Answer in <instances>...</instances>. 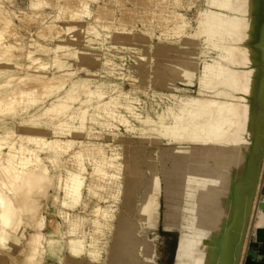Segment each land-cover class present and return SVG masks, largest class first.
Here are the masks:
<instances>
[{
	"label": "rangeland",
	"instance_id": "1",
	"mask_svg": "<svg viewBox=\"0 0 264 264\" xmlns=\"http://www.w3.org/2000/svg\"><path fill=\"white\" fill-rule=\"evenodd\" d=\"M36 1L39 0H0L3 9L1 18L10 21L7 33L15 35L14 38L7 33L3 36V42L11 45V69L17 78L26 79V83L19 84V87L36 86L41 92L39 103L29 110L8 116L0 114V130L4 123L20 132L31 129L32 133L45 135L49 140L59 137L64 145H69L68 141L74 140L72 146L61 156L64 174L61 172L59 175L46 159L51 173L55 175V184L46 198H41L43 204L37 222L38 230L45 235L46 246L40 252L42 255L39 254L37 260L33 259L36 264H110L111 258L119 250L118 230L125 225L138 226L139 232L135 238H140L143 245L146 244L149 228L138 213L145 204L147 192L151 190V172L145 163L132 166L133 155L139 154L144 147H157L159 152L162 194L157 232L163 241L159 242L161 262L223 264L230 262V250L238 258V247L241 246L242 254L247 249L246 245L250 246V233L256 211L259 203L264 202L261 185L264 176V0H234L235 11L229 10L230 13L221 8L219 0L214 5L209 0H90L88 4L86 0H40L43 2L42 6L31 8V3ZM242 7L246 10L242 26L231 30V33L227 32L228 34L225 31V36L217 32L209 39L219 49L230 52L231 57L242 64L238 68L242 84L251 86L258 97L238 92L234 96L232 94L234 99L230 97L233 103L230 98L224 100L225 104L233 108L228 113L231 120L225 125L226 133L213 143L216 151H220L222 155L217 154L215 158L211 151L207 155V164L203 167L208 172L215 169L217 164L223 163L230 166L233 162H238L243 164L244 171L252 165L258 166L259 184L256 188H259L255 192L252 212L247 218L245 238L234 243L228 250L229 254L226 252L222 258L212 250L214 243L210 244L202 228L192 224L195 205L207 193L204 191V176L194 170L181 178L174 175L167 177L163 173L164 168L173 172L178 162L187 163V160L178 158V141L170 145L167 142L156 144L147 141L144 137L150 134L141 131L145 125L135 115L156 117L165 110L171 112L170 107H173V112L185 110L184 115L190 120L188 103L193 102L192 110L199 113L204 107L196 104L214 99V89L211 86H200L203 60H212L213 57L220 61L225 59L216 51H208L206 44L193 36L199 21L205 18V9L218 11L228 19V15H239ZM178 14L180 17L176 18ZM181 17L186 21V38L196 42V59L191 60L188 52L183 50V42L178 41L177 24L182 20ZM28 50L33 51L34 56L40 60L35 61L36 63L31 62L33 59L29 61L30 58L26 57ZM2 62L5 61L1 60L0 65L5 66ZM5 79L4 76L3 80ZM46 82L47 86H57L58 89L42 88ZM85 82L89 83V87L85 86ZM90 89H100L104 95L91 103L82 129L73 132L67 131V128L55 130L53 127L61 124L56 115L49 119H36V128H30L32 116H39L54 101L72 93L75 95L70 105L72 111L87 107ZM122 93L125 94L124 100L131 101V110L120 105L114 107L118 115L115 118L106 114L103 117L96 115L97 102L100 101L103 105L111 97ZM212 108L207 107L206 110ZM176 114L174 117H177ZM208 117L207 114L194 123H200V128L203 126L208 129L204 125ZM126 119L135 129L127 127L124 122ZM176 121L177 118H174V123ZM152 132L149 133L153 135ZM199 140L197 144L201 147L206 139L201 137ZM186 143H183L184 147L193 146ZM99 148H104L109 155L120 153L119 161L127 164L117 184L111 185L112 188L107 190L102 189V197L91 194L86 186L91 180L99 179L92 174ZM238 148L239 160L236 158ZM81 152L87 168L85 186L82 188L80 201L67 204L64 202L62 188H58L59 180L64 178L67 170L78 168V154ZM47 154L42 152L43 157ZM228 170L226 168V174ZM108 171L112 172L111 169ZM131 171L133 174H130ZM234 172H238V168ZM232 178L233 175L230 176ZM97 206L109 208L112 214L101 230L95 226L94 210ZM74 223L78 224V228L72 232L70 225ZM21 228L19 242L0 248V258L5 264L28 263L27 243L35 229L28 222L22 224ZM71 238L83 240V250L77 255L70 247ZM93 243L98 247V257L90 252ZM142 252L145 257L146 250ZM237 258L230 264H235ZM30 262L33 263L32 259Z\"/></svg>",
	"mask_w": 264,
	"mask_h": 264
},
{
	"label": "bare ground",
	"instance_id": "2",
	"mask_svg": "<svg viewBox=\"0 0 264 264\" xmlns=\"http://www.w3.org/2000/svg\"><path fill=\"white\" fill-rule=\"evenodd\" d=\"M89 1L90 0H86L87 4ZM215 1L217 0H209V3L214 5ZM219 1H221V8L225 10L227 9L228 13H230L229 10L235 11L233 8L235 5L233 4L234 0ZM42 4L43 2L39 0L32 2L30 7L36 9L42 6ZM3 7L5 8V6ZM204 11L205 18L199 21L198 28L193 37H197L203 41L206 44L208 51H216L220 57L225 59L220 61L213 57L212 60H203V75L200 79V86L201 88H204L203 86H211L212 90L214 89V99H207L208 101H202L200 104L195 103L196 105L204 107L202 108L203 110L200 109L201 112L199 113L192 110L193 102L188 103L187 111L190 113V120L186 119L184 115L185 110H181L177 113V111H172L175 110L173 107H170L171 112L170 110H165L162 113H159L156 117L136 114L135 118L145 125L141 131L150 134H146L144 137L147 141L156 144L167 142L169 145L170 143L173 144L178 141L176 142L179 144L178 149L176 150L178 152V158L187 160V163L182 164L178 162V165H175V170L173 172H169L164 168L163 173L167 177L169 175H174L177 178H181L188 172L194 170H196L198 174L204 176V191L207 193L199 200L200 203L197 202L195 205L196 210L192 217V224L202 228L206 234V239H208V241L210 240V244L214 243L212 250L223 258L226 252L229 254L228 250L231 249L234 243L245 238L243 236L245 235L247 228V218L249 213L252 212V206L253 203H255V192L257 188H259L258 186L256 188V185L259 184L257 183L259 168L258 166L252 165L251 168H246L244 171L242 168L243 164L233 162L234 165L231 164L230 166L225 163L217 164L218 166H215V169L205 172L203 166L207 164V155L210 154L211 151H213L212 154L215 155V158H217V154L222 155L220 151H216L213 143L217 138H220L226 133L225 125L231 120L228 113H230L233 108L230 107L231 105L225 104L226 102L224 100H228L232 94L234 96V94L238 92H242V94L244 93L247 96H258H256L257 93L251 86L246 87L242 84L238 71V68L241 67L242 64L232 58L230 52L219 49L218 46L212 44L209 39V37L215 36L214 34L217 32L225 36L227 32L231 33V30H236V27L240 26L245 21L243 15H245L246 10L242 7L239 10L241 16L240 14L235 17L228 15V19H226V17L224 18L222 13L218 11H213L212 9H205ZM1 13H3V9L0 6V14ZM175 17L179 18L180 14ZM9 25L10 21L8 19L4 20L0 15V64L1 60L5 61L2 62V64L5 63V66L0 65V114L5 116L29 110L31 107L39 103L41 95L40 90L36 86L25 88H21L22 86L19 87V84L26 83V79L17 78L13 73V70L11 69L13 61L9 55L11 52V45H6L3 42V36L7 33ZM177 25L178 41L180 43L183 42V50L188 52L191 60L196 59V42L190 38H186L184 31L186 21L184 18H182L181 21H178ZM225 31L226 33H224ZM7 34L9 35V33ZM43 34L45 33L43 32ZM12 36L14 38L15 35ZM6 37L8 38V36ZM36 44L34 43V45ZM26 53V57H28V59L30 58L29 61L33 59L31 62L36 63L35 61L40 60L38 57L34 56V52L31 50H28ZM246 60L248 59L246 58ZM28 66L30 67V65ZM4 76L6 77L5 80H3ZM44 84L42 85V88L50 87L52 89L53 87L52 90L58 89L57 86H47V82ZM84 84L86 87H89V83L85 82ZM89 94V105L76 111H72V107L70 106L71 101L75 98L73 93L67 97L54 101L51 106L46 108L39 116H32V119L29 121L30 128H36V125L38 124L36 119H49L51 116L56 115L61 124H57V126L53 127L55 130L59 128H67V131L73 132L82 129L85 125V119L91 103L96 100V98L97 100H100L104 95L100 89H90ZM123 95L125 94L122 93L121 95L111 97V100L103 105L100 101L97 102L96 115L103 117L106 114L115 118L118 115L114 107L120 105H124L126 109L131 110V101L129 99L124 100ZM233 99H231V102ZM221 100L224 102H220ZM207 107H213L215 109L213 110L212 108L209 110V108L207 111ZM174 114H176L175 116L177 117H174ZM207 114L209 119L206 120L207 122L205 121L204 125L208 127V129L203 126L200 128V123H194L197 119H200V117L207 116ZM174 118H177L176 123H174ZM124 122L128 128L135 129L133 126L129 125V120L126 119ZM2 125L3 126L0 130V248L7 247L11 244L15 245L16 242H19L18 239L19 235H21L20 230L22 229V224L28 222L29 226L31 225L35 231L31 234L28 243L25 241L29 245V253L26 256L28 259L27 264H31V259L33 263L36 264V261L34 260H37L39 254L42 255L40 252L43 247L45 249L46 246L45 235L38 230L39 222H37L38 218H40L43 204L41 198H46L50 189L54 187L55 184V175L51 173L50 165H48L46 159L49 160L53 169L56 170L59 175L61 172L64 174L62 171L63 163L61 161V156L72 146L74 140L68 141L69 145H64V141L59 137L49 140L45 135H36L32 133L33 130L31 129H25L23 132H20L13 126H8L4 123ZM149 132H152L153 135ZM201 137L205 138L206 141L205 144H202V146L199 147L197 142L200 141L199 139ZM184 142L191 143L193 146L184 147ZM43 151L48 153L46 157H43ZM237 151L236 158L239 160L240 149L238 148ZM96 154L97 158H95L94 172L92 174L93 176H98L99 179L91 180L90 184H86V186L91 194L102 197V189L107 190L112 188L111 185L117 184L118 178L120 174L126 170L127 164L119 161L120 153L109 155L104 148H99ZM158 154L157 147H144L139 154L133 155L132 158V166L136 167L139 164L145 163L151 172V190L147 192L145 204L139 209L138 213L149 228L146 236V244L143 245L140 238H135V235L139 232L138 226L132 224L121 227L118 230L120 243L117 248L119 250L117 251V254L111 258L110 264H163L161 262L162 252L159 249V242L162 239L161 235L157 232V222L161 215L160 196L162 194V180ZM78 157V168L76 170H67L64 178L59 180L60 184L58 185V188H62L65 194L64 202L67 204L80 201L82 197V188L85 186V172L87 171V168L82 159V152L78 154ZM226 168L229 169L227 174ZM236 168H238V172L233 173ZM108 169H111L112 172L109 173ZM130 174H133V172L131 171ZM232 175L233 178L230 179V176L232 177ZM262 195L264 196L263 193ZM262 203L264 202L259 203V208L261 209V213L258 215L260 216L259 225H264V208L261 207ZM94 212L96 214V229L101 230V228L106 225V222L112 217L111 211L109 208L97 206ZM77 228L78 224L76 223L70 225V231L72 232H75V229ZM70 245L72 252L75 255L83 250L82 239L71 238ZM92 245L90 252L94 254V257H98L100 254L99 251H97L98 247L95 243ZM26 248L28 247L26 246ZM142 250H146L145 257L143 256ZM236 258L237 255L235 253L233 254L230 250V262L228 261L223 264H230L232 260H235ZM0 264H5L1 258Z\"/></svg>",
	"mask_w": 264,
	"mask_h": 264
},
{
	"label": "crops",
	"instance_id": "3",
	"mask_svg": "<svg viewBox=\"0 0 264 264\" xmlns=\"http://www.w3.org/2000/svg\"><path fill=\"white\" fill-rule=\"evenodd\" d=\"M261 185L262 188H264V176L262 177ZM262 200L264 201V196ZM260 213L261 209L258 208L253 222L252 231L250 233L252 235V241L249 247L246 245L247 249H244V253L241 254V264H264V225H259L260 216L258 215H260ZM250 249L253 250V252L255 253L254 257L248 256V252L250 251Z\"/></svg>",
	"mask_w": 264,
	"mask_h": 264
},
{
	"label": "water",
	"instance_id": "4",
	"mask_svg": "<svg viewBox=\"0 0 264 264\" xmlns=\"http://www.w3.org/2000/svg\"><path fill=\"white\" fill-rule=\"evenodd\" d=\"M262 193L264 194V188H263ZM261 207L264 208V203H262ZM241 244H242V243H241ZM238 248H239V254H238V259H237V261H235V264H236L237 262L240 264V260H239V259H240V257H241V251H242V248H241V246H239ZM248 256H250V257H254V256H255V253L253 252V250L250 249V251L248 252Z\"/></svg>",
	"mask_w": 264,
	"mask_h": 264
}]
</instances>
